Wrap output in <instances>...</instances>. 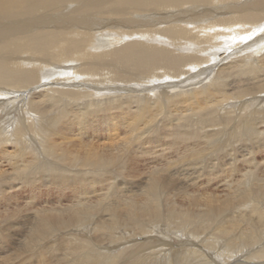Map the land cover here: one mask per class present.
Wrapping results in <instances>:
<instances>
[{
	"label": "bare ground",
	"instance_id": "6f19581e",
	"mask_svg": "<svg viewBox=\"0 0 264 264\" xmlns=\"http://www.w3.org/2000/svg\"><path fill=\"white\" fill-rule=\"evenodd\" d=\"M231 1L0 0V92L20 98L31 94L28 107L37 116L34 120L36 137L27 134L18 139L19 130L14 132L17 142L6 140L9 133L0 136L3 139L0 141V264H184L195 260L192 256H199L193 255L196 247L202 255L211 258L213 264H226L214 260L220 252H212L215 241L205 244L198 239L199 243H195L185 235L190 242L182 241L180 247L189 250L188 258L177 251L174 262H167L171 244H158L155 240L141 243L144 239L122 231L141 232L144 225L159 222L175 225L177 222L172 216L193 222L198 218L216 219L219 222L216 233L226 242L264 245V209L261 212L257 209V203L264 201V186L256 185L257 189L251 186L253 181L260 180L256 179L259 171H256L254 157L264 153V131L259 134L256 125L264 124V118L259 122L256 112L249 114L238 127L225 132L219 129L221 133L209 128L205 131L207 125L199 120L187 125L188 122L168 124L170 119H166L172 115L176 122L186 111L217 110L232 101V106L241 105L249 94L264 95L261 82L264 64H258L260 61L257 66L245 63L258 47L264 46V25H254V15L264 14V5L256 10L251 7L252 0H235L238 4ZM179 6L184 7L175 10ZM156 12L161 14L155 17ZM225 12L230 16L218 23L220 28L216 24L208 25L207 18L218 19L225 16ZM137 13H141L139 17ZM148 13L152 16L148 17ZM170 20L176 23L167 28L159 27L160 23ZM152 29L160 30V34L173 40L169 43L155 41L153 34L145 33ZM239 38L249 41L240 43L242 46L233 51L232 57L245 56L247 60L235 58L225 64L226 55L221 60L224 64L213 61L217 57L218 42L227 45L240 41ZM146 39L158 46L145 44ZM160 43L170 46L161 47ZM187 48L201 58L185 55ZM167 49H174L172 54L183 49L180 53L185 56L184 60L174 61L180 62L177 64L180 67H157ZM211 61L214 65L201 68ZM183 62L184 69L190 71L176 77L182 71ZM215 68L218 75L213 84L185 90L188 85L204 82ZM231 70L234 79H230ZM227 88L235 91L230 95ZM262 99L264 102V97ZM6 103L2 100L0 107H7ZM240 110L241 106L235 113L239 114ZM261 115L264 117V112ZM227 120L230 119L225 117L220 122ZM247 133L249 137L244 140ZM241 141L250 146L248 154L237 151L240 147L243 149ZM10 142L15 143L13 151L6 147ZM237 154L243 158L241 164ZM5 163L14 168L15 173L10 172L11 175L22 179L17 182L19 186L8 182ZM174 163L183 165L180 173L177 172L181 176L174 175ZM139 164L147 167L142 172L143 179L136 173ZM186 168L189 169L184 171ZM119 174L125 179L139 176L138 184L144 185L143 190L133 195L129 194L132 186H127L128 183L123 188L114 186L111 180ZM203 176L209 178L207 187L214 182L227 194L220 198L207 192L201 195L189 192V188H205L198 185ZM26 188L29 190L23 207L26 215L19 217L17 214L22 211L17 198L22 196L14 191ZM40 190H44L45 197H50L49 192L53 190L59 192L60 207L48 208V201L36 203ZM160 191L165 195L168 191L182 195L187 201L185 207L161 204ZM63 201L71 204L60 205ZM244 202L253 206L250 213L254 218L249 213L237 214L240 210L236 206ZM229 214L236 217H228V221L218 219ZM90 222L95 225L96 240L102 243L98 247L104 246L102 249L110 254L94 252L90 241L77 240L68 245L65 241L69 236L66 239L53 236L64 229L81 231L83 228L86 233ZM204 223L196 222L193 226ZM115 229L122 231L120 244H115L111 237ZM129 236L134 238L131 243H140L124 248L122 255L127 253L128 256L121 257L122 260L116 251L120 245L130 244ZM244 256L246 254L240 253L229 264H247L240 261ZM262 259L264 246L248 257L255 261L248 264H264ZM257 260H261L260 263Z\"/></svg>",
	"mask_w": 264,
	"mask_h": 264
},
{
	"label": "rangeland",
	"instance_id": "374dc122",
	"mask_svg": "<svg viewBox=\"0 0 264 264\" xmlns=\"http://www.w3.org/2000/svg\"><path fill=\"white\" fill-rule=\"evenodd\" d=\"M234 1V2H233ZM240 1V0H239ZM252 1H254L252 4H251V7L254 9V8H256V10H257V8H259L260 7V5L262 6V5H264V0H252ZM257 2V3H256ZM230 3H237L238 4V2L236 1L235 2V0H232ZM254 3H256V4H254ZM261 3V4H260ZM263 3V4H262ZM255 6V7H254ZM184 6H179V7H177L175 10H180V8H183ZM232 11V10H231ZM231 11H230V13H231ZM159 14H161V12H158ZM157 12L156 13H153V14H155V17H156V15L158 14ZM252 13V12H251ZM140 14L141 13H137L136 14V16H140ZM149 15H148V17H150V16H152V15H150V14H152V13H148ZM162 14H163V12H162ZM256 14V13H255ZM129 16H132V15H129ZM230 16V14H228L227 12H225V16H219V17H217L218 19H215L214 17H209V18H207L206 20H207V23H208V25H214V24H216L217 26V28H220L221 26H219L218 25V23H220L222 20H224V18H227V17H229ZM255 16V23H254V25H260V24H263L264 25V14H257V15H254ZM98 17H100V16H98ZM102 17V16H101ZM130 18V17H129ZM245 18H248V17H245ZM158 19H160V18H158ZM249 19V18H248ZM74 21V20H73ZM138 19H137V23H138ZM136 22V21H135ZM166 24H165V23ZM164 22H162V23H160V25H159V27L160 28H167V27H170V25L171 24H173V23H176V22H173L172 20H170V22L169 21H164ZM132 26L134 25V24H131ZM136 25V24H135ZM142 26H143V24H142ZM88 30H91V27H89L88 28ZM88 30H87V33H88ZM151 31V32H150ZM147 30L145 33H151V34H153L154 35V39H156L155 41H157V42H161L162 40H165V42H167V43H169V41L171 42L172 40H173V38H171V37H169V36H167V35H163V34H160L159 33V31L160 30ZM215 32V31H214ZM249 34H251L252 33V31H250L249 30V32H248ZM256 33V32H255ZM242 35H244V34H242ZM224 36L226 37L227 36V34L225 33L224 34ZM256 36L257 35H255V38H256ZM165 37V38H164ZM220 38H221V35L219 36ZM150 38V37H149ZM157 39H159V40H161V41H158ZM170 39V40H169ZM240 39V41H236V42H233V43H227V45H225V43L224 42H218L217 43V48H216V50H215V54H216V59L215 60H213V61H219L220 63H222V59L224 58V57H226V55H228V57H226V59L225 60H223L224 61V63L225 64H227L229 61H233V60H235V58L237 59H239V58H241L242 60L244 59V60H247L246 58H245V56L242 58V57H239V56H235V57H232V56H234V52L233 51H236L240 46H242L241 44H244V43H246L247 41H249V39H246V40H241V38H239ZM146 40H148V43H145V44H149V45H151V46H158V45H156V43H151L150 42V40L149 39H146ZM242 41V42H241ZM127 43L129 42V41H126ZM241 43V44H240ZM161 45V47H165V45L164 46H162V44H165V43H160ZM232 44V45H231ZM239 44V46H237ZM170 45H167L165 48H168ZM237 47V48H236ZM172 48V47H171ZM261 48V49H260ZM188 49V51H185V52H183V49H181V51L180 52H183L185 55H187L188 53L189 54H192L190 51H189V49L190 48H187ZM221 49V50H220ZM222 49H224V50H222ZM217 50H219V52L217 51ZM172 51H175L174 49H167L165 52V57L164 58H161V59H159L158 60V62H157V64H158V68L160 69V68H169V67H172V66H174V65H176V66H178V67H180L179 65H177V64H179L180 62H178V63H176V62H174V61H178L179 59L180 60H184V58L183 57H185V56H183V53H180V52H178V53H171ZM191 51H192V49H191ZM212 50H210V53L212 54ZM168 53V54H167ZM250 53H253V52H250ZM249 53V54H250ZM219 54V55H218ZM194 55V57H200V56H197L196 54H192V56ZM196 55V56H195ZM182 56V57H181ZM201 58V57H200ZM213 61H211V62H209V63H207L206 65H203V66H201V68H206V67H208V65L209 66H212V65H214V63L215 62H213ZM260 61V62H259ZM108 63H109V61H107ZM259 62V63H258ZM224 63H222V64H224ZM245 63L247 64H255V66H257V63L258 64H261V63H263L264 64V46H262V47H258L257 48V50L254 52V55L252 56V58H250V60H247V61H245ZM185 63L183 62L182 64H181V72H180V74L179 75H177L176 77H178V76H181L183 73V76H185V74H187L190 70H186V69H184L185 67ZM237 67V66H236ZM236 67H233V68H236ZM183 68V69H182ZM216 68H218V67H216ZM214 69L213 71H212V73L207 77V79H204V82L203 81H201L202 83H195V85L193 84V85H188V86H190V87H187L185 90H190V89H200L202 86H204V85H208L209 83H211V84H213L214 82V80L216 79V75H218V72H217V69ZM217 72V73H216ZM234 72L231 70V72L229 73V76L231 77L230 79H234V78H232V74H233ZM215 77V78H214ZM157 81H159L160 79L159 78H155ZM181 79V78H180ZM197 81H199V79L197 80ZM196 81V82H197ZM226 81H228L227 79H226ZM195 82V81H194ZM261 82H263L264 83V80L262 79L261 80ZM64 84V83H63ZM62 84V85H63ZM238 84H241V83H238ZM251 86V85H250ZM1 87V86H0ZM29 90V89H28ZM27 90V91H28ZM227 90H228V93L231 95V94H233V93H231V92H234L235 91V89L233 88L232 90H229L228 88H227ZM16 91V90H15ZM26 91V92H27ZM175 91V90H174ZM18 92V91H17ZM168 92V91H167ZM177 92H180V90H178ZM1 93V92H0ZM24 93V92H23ZM262 93V92H261ZM3 93H1L0 94V102H2V100H6L7 102H8V104H7V107H0V136L2 135V134H5V133H9L10 134V137L9 138H7L6 140H12V141H16L17 142V139L15 140V136H14V132H16V130L18 131L19 130V134H16V136L18 137V139L20 138V137H22L23 135H29V136H32V135H34V132H35V124H34V120L37 118V116H36V114H34L33 112H31V110L29 109V107H28V102H30L31 101V98L33 97L31 94H29L28 96H27V94H26V96L24 97V98H20V97H17L16 96V94L14 95V96H8V95H4ZM16 96V97H15ZM170 96V95H169ZM172 96V95H171ZM12 97H14V99H12ZM264 97V95H263V93L262 94H260V93H258V94H256L255 93V96H253L252 94H249L245 99H247L246 100V102L245 103H242L241 105H236V106H232L231 104H233L234 103V101H232V102H230V104H228L227 103V106H226V104L224 103L222 106H220V108L219 109H217V110H215V109H211V111L210 110H205V112H204V110H202V109H198V111H196V110H193V111H190V112H187L186 111V113H184L182 116H178V120H176V122L174 121V116H169V118H166V119H170V120H168V124H177V123H182V124H187L186 122H188V124L187 125H189V122L191 121H193L194 120V122L196 121V123L198 122V120L199 121H201V123H203V122H205V124L207 125H204V126H206L205 127V131L209 128V130H212V131H214V132H220V130L219 129H225L224 130V132L225 131H231V130H227V129H235L234 128V126L235 127H238L239 126V124L241 123V120H243L244 121V119H247V116L249 115V114H255V112H256V115L257 116H255V118L257 117V119H258V121L260 122L261 120H262V118H264V117H261V116H263V115H261L263 112H264V102H263V98ZM5 98V99H4ZM11 98V99H10ZM28 98V99H27ZM244 99V100H245ZM260 99V100H259ZM259 100V101H258ZM262 100V101H261ZM253 101V102H252ZM261 102V103H260ZM11 105V106H10ZM226 106V107H225ZM241 106V109H242V111L240 110V112H239V114H237V113H235L238 109H239V107ZM263 106V107H262ZM216 108V107H215ZM245 108V109H244ZM251 109V110H250ZM10 110V111H9ZM215 110V112H213V111ZM219 110H220V113H219ZM222 110V111H221ZM252 110H254V111H252ZM55 112V111H54ZM207 112V113H206ZM212 112V113H211ZM10 113V114H9ZM197 113H199V114H197ZM203 113V114H202ZM210 113V114H209ZM201 114V115H200ZM22 115V116H21ZM36 117H35V116ZM205 115H208V116H205ZM215 115V116H214ZM203 116V117H202ZM205 116V117H204ZM245 116V117H244ZM218 117V118H217ZM229 118L230 120H227V122L226 121H224L225 122V124L226 125H224V122H220L222 119H224V118ZM215 120H213V119ZM172 119V120H171ZM205 119V120H204ZM210 119V120H209ZM207 120V121H206ZM211 120L213 121V122H211ZM174 121V122H173ZM178 121V122H177ZM210 122V123H209ZM218 124H217V123ZM256 123V122H255ZM192 124V123H191ZM200 124V123H199ZM210 124V125H209ZM214 126H213V125ZM238 124V125H237ZM26 125V126H25ZM193 125V124H192ZM263 123L262 124H258V125H256V127L258 128V131H259V134H261L263 131H264V128H263ZM200 128H202L201 126H199ZM212 127H213V129H212ZM211 128V129H210ZM218 130V131H217ZM29 131V132H28ZM223 132V133H224ZM30 133V134H29ZM33 133V134H32ZM221 133V132H220ZM35 136V135H34ZM36 137V136H35ZM244 137V140L246 139L247 140V137H249L248 136V133L247 134H245V136H243ZM262 137H264V136H262ZM34 139V138H33ZM1 140H3L2 138H0V141ZM14 142H10V144L8 143L7 145H6V147H7V149H8V151L10 150V151H13L14 149L13 148H15V143ZM240 146L242 145L243 146V149H245L246 148V150H243L242 149V147H240V148H238V150L237 151H245L247 154L250 152L249 151V149H248V147H250V146H248V143L246 142V141H241L240 143ZM246 144V145H245ZM14 146V147H13ZM221 147V146H220ZM248 149V150H247ZM212 150H214L213 148H211V151ZM218 150V149H217ZM217 150H215V151H217ZM221 150H222V148H221ZM249 151V152H248ZM244 152V153H245ZM255 155V154H254ZM237 156H239V154H237ZM264 153L262 152L261 154H256L255 155V157H254V163H255V166L257 167L256 168V171H259L258 172V176H257V178L256 179H260V180H264ZM239 159H241V162H240V164L243 162V158L242 157H238ZM172 160H175V161H177L178 159L176 158V157H172ZM247 160H249V159H247ZM257 161V162H256ZM258 162H259V164H258ZM215 163V162H214ZM6 164V163H5ZM258 164V165H257ZM262 164V165H261ZM7 166H6V176H7V178H8V182L10 183V184H12V183H16L17 184V186H19V184L17 183V182H21L22 181V179H19V178H15V176L14 175H11L10 174V172L12 173V174H14L15 173V170H14V168L12 167V166H10V165H8V164H6ZM143 165L144 164H139V165H136L137 167H138V170L136 171V173L138 172V174H140L141 176V178L140 179H143V177L145 176L142 172H145L146 171V169H147V167L145 166V168L143 167ZM173 166H174V175H176V176H181V175H178L177 174V172H179L180 173V170L182 169V166L183 165H181V164H178V163H174L173 164ZM33 167V166H32ZM226 168L228 167L227 165L225 166ZM259 167H262V168H260L259 169ZM9 168V169H8ZM189 168H186V169H184V171L185 170H188ZM258 169V170H257ZM29 170H31V168L29 169ZM254 170V169H253ZM136 173H134V175L133 176H135L136 175ZM120 174H122V173H120ZM120 174H119V176H117L116 177V175H115V177H113L112 178V183H113V185L115 184L116 186H119V187H122L123 188V186L126 184V183H128V185L127 186H132V189H131V191H130V193L129 194H132L133 193V195H135V192H137L136 194H139V192L140 191H142L143 189L141 188V187H143L141 184H138V180L139 179H137V178H134L133 176L131 177V179H128V178H122V176H120ZM23 175V174H22ZM25 175V174H24ZM23 175V176H24ZM5 176V177H6ZM191 176H193V177H195L194 175H191ZM124 177H126V176H124ZM183 177V176H182ZM204 178V179H203ZM207 178V176L206 177H202L201 179L202 180H200L201 182H199V180H198V178H197V180H198V182L200 183V184H198L199 186H201V187H204L205 186V188H194V189H192V188H189L188 190H189V192H192V193H196V194H199V195H201L202 193H205V192H207V193H209V194H211V195H213V196H220V198H223L224 196H225V194H227V192H225L224 191V189L223 188H218L217 187V184H213L212 183V185H208V187H207V183H206V181H208V179H206ZM116 180V181H115ZM118 180V181H117ZM238 180V179H237ZM245 180V179H244ZM260 180H258L257 182H252V185L251 186H255L254 188H258V187H263L264 186V182L263 181H260ZM125 182V183H124ZM197 182V183H198ZM7 183V182H6ZM130 183V184H129ZM15 184V185H16ZM114 185V186H115ZM134 185V186H133ZM258 187H257V186ZM260 185V186H259ZM181 186V185H180ZM214 186H216V187H214ZM126 187V186H125ZM140 187V188H139ZM181 187H183V186H181ZM38 188V187H37ZM138 190H137V189ZM134 189V190H133ZM27 188L25 189V191L23 190V191H19V190H17V191H14V192H17L20 196H22V197H24V198H22V197H18L17 198V201H18V206L19 207H21L20 209H21V211H22V213L21 212H19L17 215L19 216V217H22V216H25L26 214H25V208H23L24 207V204H25V201H26V197L27 196H29V190H28V192H27ZM41 192H40V195H39V197L37 198V199H35V201H36V203H38L39 205L41 204L40 202H42V201H48L47 203V207L48 208H52V206H53V208L54 207H60V206H58L59 204V202H58V200H57V198H58V195H57V193H59V192H57V191H51V192H49V195H50V197L48 196V197H45L46 196V194H43L42 192L44 191V190H40ZM127 191H129V190H127ZM53 192V193H52ZM106 191H104V193H105ZM67 193V192H66ZM28 194V195H27ZM60 194V193H59ZM124 194H127V193H124ZM123 194V195H124ZM171 196V198H170V196ZM174 194V195H173ZM177 193H175V192H173L172 191V193H171V191H168V193L165 195V192H161L160 191V196H163L162 197V199H161V197H160V199H161V204H165V203H168V204H171L172 203V205H174V206H176V207H182V208H184L185 206V204H186V202L187 201H185V200H183V198H181V196L180 195H176ZM69 194H67V196H68ZM165 196H167L166 197V200H168V201H166L164 198H165ZM263 196H264V193H263ZM42 197H43V199H42ZM174 197V198H173ZM180 197V198H179ZM20 198V199H19ZM170 198V199H169ZM175 199H176V201H175ZM24 200V201H23ZM40 200V201H39ZM42 200V201H41ZM181 200H183V201H181ZM20 202V203H19ZM44 202V203H45ZM165 202V203H164ZM183 204H182V203ZM262 202H264V201H262ZM262 202H259V203H257V209H258V212L260 211L261 212V210H263L264 209V204H261ZM54 203V204H53ZM185 203V204H184ZM71 203L70 202H65V201H63V202H61V204L60 205H64V206H66V205H70ZM178 204V205H177ZM181 204V205H180ZM166 205V204H165ZM50 206V207H49ZM245 206V207H244ZM249 207V208H248ZM253 206L252 205H249V203L247 202V203H243V205H237L236 206V208L237 209H239L240 210V212H238L237 214H240V215H244V214H247V213H249L251 216H252V218H254L255 217V215H253V214H251L250 213V211H251V209L250 208H252ZM23 210H24V213H23ZM231 214V213H230ZM229 214V216H227V217H221V218H218V219H220L221 221H224V220H227L228 221V219H230V218H232L231 216H234V217H236V214H234V215H230ZM16 215V216H17ZM263 216H264V214H263ZM182 216H172V218H173V220H175L176 222H177V224H173V223H171V222H168V224H161V222H159V223H152V224H146V225H144V227H142V231L141 232H135V230L134 229H123L122 231L124 232V231H126L128 234H133L134 236H136V237H138L139 236V238H141V239H144V241L143 240H141L140 242L141 243H144V242H146V243H152L154 240L155 241H157V243L158 244H160V243H162V242H168L169 244H171L170 245V252H168V254H166L167 256H168V260H170V261H168L167 260V262H174V258L177 256L176 254L177 253H179V252H181L180 254H181V256L183 257V256H185V257H187L188 258V253H189V250L188 249H185L184 247H180V245H181V243H182V241L183 242H186V244L188 243V241L190 242V240L188 239V241H187V239H185V235L187 236V237H190V239H191V241H193V242H195V243H199V241H198V239H201V240H204L205 241V244H207L208 242H213V241H215V246H214V248H212V252H216V253H218L219 251V253H218V256H216L215 257V261H217V260H219L220 262H222V263H226V264H229V262L231 261V260H233V259H235L240 253L242 254V253H244V254H246V256H244V258H246V260L243 258V259H240V261H246V263L248 264V263H254L255 261H250V260H248V257H250L254 252H256V251H258V248L260 247V246H264L263 245V243H254V244H252V245H249V244H243V243H245V241L240 245V243L241 242H237V241H233V242H231V241H228V242H226V239L225 238H220L219 237V235L216 233V231H217V229H216V227H218L219 225H217V224H219V222L216 220V219H213V221H211V220H205V219H202V218H198L197 220H196V222H201V221H205V223L204 224H201L200 226H197V227H195V226H193V225H195L194 223H196V222H193L192 220H188V219H186V218H181ZM229 217V218H228ZM238 217V216H237ZM23 218H25V217H23ZM23 218H22V220H23ZM228 218V219H227ZM180 219V220H179ZM234 219V218H233ZM236 219H238V218H236ZM235 220V219H234ZM217 221V222H216ZM245 221V220H244ZM94 222V221H93ZM183 225V226H182ZM86 226V225H85ZM95 225H94V223L92 224L91 222L89 223V225H88V227H87V231H86V233H85V231H84V229L82 228L81 229V231H76L75 229L74 230H72V229H64L63 231H61L60 232V234H59V232L57 233V234H54L53 236H60V237H62L63 239L65 238L66 239V237L67 236H69V238L67 239V241H65V242H67L68 243V245L70 244V243H73V242H75V241H77V240H83V241H90V247H91V249L92 250H95L94 252H97V253H100V254H110V252L108 253V251H105V250H103L102 248L104 247H98L99 246V244H102V243H100L99 241L100 240H96V237H97V233H95V231H94V229H93V227H94ZM240 226H242L243 227V224H240ZM90 227V228H89ZM92 228V229H91ZM200 231V232H198V230ZM244 229V228H243ZM68 230V231H67ZM83 230V231H82ZM94 232H93V231ZM156 230V231H155ZM180 230L182 231V233L180 232ZM67 231V232H66ZM90 231V232H89ZM121 229H119V230H116L115 229V231H113L112 233H111V237L113 238V240H115L116 241V243L115 244H120V243H122V242H120V243H118V241H120L119 239H121L122 238V235H121ZM178 231H179V233L182 235V236H180V234L178 233ZM212 231V232H211ZM77 232V233H76ZM82 232V233H81ZM84 232V233H83ZM93 234H92V233ZM172 232H175L174 233V235L173 234H171ZM247 231L246 230H244V233H246ZM7 233H8V231H7ZM73 233V234H72ZM134 233H136V234H134ZM152 233V234H151ZM162 233H164V234H162ZM68 234V235H67ZM78 234H80V235H84L85 234V236H79ZM88 234V235H87ZM92 235V239H91V236L90 235ZM146 234V235H145ZM156 234V235H155ZM178 234H179V236H178ZM183 234H184V237H183ZM203 234V235H202ZM78 235V236H77ZM168 235V236H167ZM218 235V236H217ZM90 237V238H88V237ZM170 236V237H169ZM200 236H202V237H200ZM78 237V238H77ZM83 237V238H82ZM147 237V238H146ZM204 237V238H203ZM50 238H52L51 236H50ZM75 238V239H74ZM81 238V239H80ZM87 240H86V239ZM203 238V239H202ZM132 239H134L133 238V236H129L128 237V242H130V244L129 243H126V244H124V245H120L118 248V250L116 251L117 253H119V255H117V256H119L120 258L121 257H123V259L125 258V257H127L128 256V254L127 253H125V254H123L122 255V250L124 249V248H128L129 246L130 247H135V244L137 245V244H139L140 242H138V241H135V242H133V243H131L132 242ZM150 239H153V240H150ZM182 239V240H181ZM92 240V241H91ZM180 240V241H179ZM207 240V241H206ZM217 240H219V241H217ZM143 241V242H142ZM217 241V242H216ZM96 242V243H95ZM180 242V243H179ZM223 242V243H222ZM236 242V243H235ZM156 243V244H157ZM216 243H218V244H216ZM93 244V245H92ZM114 244V245H115ZM67 245V244H66ZM97 245V246H96ZM200 245H202V244H200ZM174 246V247H173ZM185 246V245H184ZM209 246H210V244H209ZM259 246V247H258ZM94 247H95V249H94ZM220 247V248H219ZM222 247V248H221ZM229 247H230V249H229ZM254 247V248H253ZM101 248V249H100ZM180 248H181V251H180ZM197 248V250L199 249V247H196ZM216 248H218V249H216ZM224 248V249H223ZM243 248V249H242ZM253 248V249H252ZM257 248V249H256ZM204 249V248H203ZM240 249V250H239ZM249 249H252L253 251H251L250 253H246ZM98 250L100 251L101 250V252H98ZM128 250V249H127ZM182 250H184V251H182ZM194 251V254L193 255H199V256H192L195 260H190V261H192V262H190V263H184V264H213V261L211 260V258H207L206 256H204V255H202V252H198V251ZM247 250V251H246ZM102 251H103V253H102ZM107 252V253H105V252ZM177 251H179V252H177ZM59 253V252H58ZM252 253V254H251ZM220 254V255H219ZM125 255V256H124ZM217 255V254H216ZM230 255V256H229ZM170 257H173V258H170ZM231 257V258H230ZM203 259V260H201V259ZM122 259V258H121ZM122 259V260H123ZM200 260V261H199ZM208 260V261H207ZM225 260V261H224ZM207 261V262H206ZM260 261L261 260H257V262L258 263H260ZM165 262V261H164ZM194 262V263H193ZM206 262V263H205ZM262 262H264V259H262ZM118 264V263H117ZM165 264H168V263H165Z\"/></svg>",
	"mask_w": 264,
	"mask_h": 264
}]
</instances>
